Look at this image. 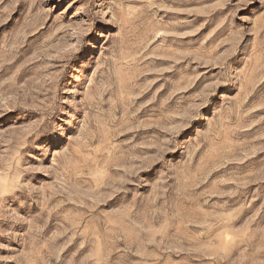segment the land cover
<instances>
[{"label":"rangeland","instance_id":"rangeland-1","mask_svg":"<svg viewBox=\"0 0 264 264\" xmlns=\"http://www.w3.org/2000/svg\"><path fill=\"white\" fill-rule=\"evenodd\" d=\"M0 264H264V0H0Z\"/></svg>","mask_w":264,"mask_h":264}]
</instances>
